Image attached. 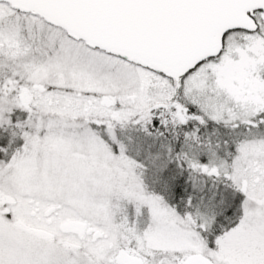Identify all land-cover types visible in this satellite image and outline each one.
Returning <instances> with one entry per match:
<instances>
[{
    "label": "snow or ice",
    "instance_id": "1",
    "mask_svg": "<svg viewBox=\"0 0 264 264\" xmlns=\"http://www.w3.org/2000/svg\"><path fill=\"white\" fill-rule=\"evenodd\" d=\"M0 264H264V0H0Z\"/></svg>",
    "mask_w": 264,
    "mask_h": 264
}]
</instances>
